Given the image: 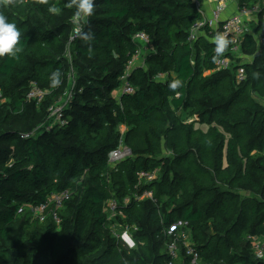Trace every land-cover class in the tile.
Masks as SVG:
<instances>
[{
  "label": "trees",
  "instance_id": "16d2710c",
  "mask_svg": "<svg viewBox=\"0 0 264 264\" xmlns=\"http://www.w3.org/2000/svg\"><path fill=\"white\" fill-rule=\"evenodd\" d=\"M201 17L195 0H0V264H167L162 230L178 219L200 264H264L249 240L264 233V47L246 35L241 51L254 60L240 82L238 56L217 70L215 43L189 39ZM138 32L145 66L117 99L144 51ZM33 84L46 93L39 103ZM58 105L63 125L50 115ZM121 138L132 156L112 167ZM156 168L139 189L157 201L126 206L137 245L122 247L104 203ZM65 189L60 226L34 217L33 205Z\"/></svg>",
  "mask_w": 264,
  "mask_h": 264
},
{
  "label": "built area",
  "instance_id": "2783aa9c",
  "mask_svg": "<svg viewBox=\"0 0 264 264\" xmlns=\"http://www.w3.org/2000/svg\"><path fill=\"white\" fill-rule=\"evenodd\" d=\"M211 1L214 2V7L211 10V14L208 16L201 7L200 1L195 0L202 17L193 23L189 39L191 41H196L203 34L207 39L213 40L215 43V67L217 70H225L232 67L234 63L231 57L232 54L241 58L242 60L238 63L240 66L236 69V78L241 82L247 77L244 67V64L247 62H244L242 58L243 53L241 51V46L246 35H252L257 41L258 46L260 48L264 47V36L258 33L256 29L260 22L264 21V0L240 1L236 10L226 18H224V15L228 10L230 0ZM79 30L80 29L77 28L76 33H78ZM135 38L149 43L148 36L144 32H138ZM138 55L139 53L135 54L126 65L124 74L121 76L122 86L116 89L119 91H113L115 98L118 95L117 98L120 99L121 94H132L135 92V87L128 78L134 68L135 57H138ZM249 57L254 58L253 55H249ZM45 94L43 89L33 84L28 97L39 103L44 98ZM62 108L63 106L61 105L52 107L50 115L55 116L56 121L63 125L65 120L62 114ZM130 156H132V151L124 143L123 138H121L118 147L108 154V163L112 167H115L119 162ZM159 175L160 170L158 168L154 170L140 169L136 171L137 183L132 194L126 195L122 200L113 197L105 201L103 210L107 215L109 228L117 238L118 244L122 247L132 249L137 245L133 231L138 230V227L136 225L126 224L121 220L127 216L125 212L126 206L133 201H143L146 199L157 201L153 190L148 188L140 190L139 188L140 186L158 180ZM70 196L71 191L69 189L52 192L46 201L31 207L34 217L41 222L51 217L53 221L60 226L61 217L59 215V210ZM162 231L166 237V251L171 259L167 264H173V261L179 259L183 252L185 257L189 259V264H200V251L193 239L192 229L188 221L183 219L175 220ZM249 240L256 261L259 262L260 260H264V233L250 235Z\"/></svg>",
  "mask_w": 264,
  "mask_h": 264
},
{
  "label": "crops",
  "instance_id": "0c3cea01",
  "mask_svg": "<svg viewBox=\"0 0 264 264\" xmlns=\"http://www.w3.org/2000/svg\"><path fill=\"white\" fill-rule=\"evenodd\" d=\"M199 1L201 4V7L204 9L206 15L209 16L211 14V10L214 7V2L211 0H199ZM239 2H240V0H237V1L230 0L229 7H228L227 12L224 15V18L228 17L231 13H233L236 10ZM201 36H204V35L202 34ZM209 40L213 42V40H211V39H209ZM242 53H243L242 58L244 59V62H252L254 60V58L249 57V55H247L246 53H244V52H242ZM121 130L124 133L127 130V127L123 125V126H121Z\"/></svg>",
  "mask_w": 264,
  "mask_h": 264
},
{
  "label": "rangeland",
  "instance_id": "374dc122",
  "mask_svg": "<svg viewBox=\"0 0 264 264\" xmlns=\"http://www.w3.org/2000/svg\"><path fill=\"white\" fill-rule=\"evenodd\" d=\"M76 21V23H78L79 21L76 19L75 20ZM75 33V32H74ZM76 34V33H75ZM144 44H143V47H141L144 51H141V52H139V55H138V57H135V61H134V67H137V66H145L144 65V62H145V54H146V52H147V50H149V46H148V44L147 43H145V42H143ZM239 59H241V58H239ZM242 60V59H241ZM116 92L117 91H119V90H115ZM117 97H118V95H117ZM116 97V98H117ZM117 99H119V98H117ZM203 127H206L205 125H203ZM83 177V176H82Z\"/></svg>",
  "mask_w": 264,
  "mask_h": 264
}]
</instances>
